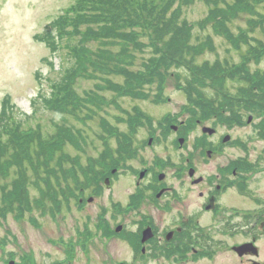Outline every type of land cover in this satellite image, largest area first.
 I'll use <instances>...</instances> for the list:
<instances>
[{
    "label": "flooded vegetation",
    "instance_id": "af4514ba",
    "mask_svg": "<svg viewBox=\"0 0 264 264\" xmlns=\"http://www.w3.org/2000/svg\"><path fill=\"white\" fill-rule=\"evenodd\" d=\"M191 122L119 130L103 147L97 178L80 163L57 178L56 193L29 197L31 207L16 211L43 233L39 217L58 224L43 241L1 240L0 264H264V150L252 160L230 155L251 145L224 143L229 134ZM196 126L203 135L188 144Z\"/></svg>",
    "mask_w": 264,
    "mask_h": 264
},
{
    "label": "trees",
    "instance_id": "16d2710c",
    "mask_svg": "<svg viewBox=\"0 0 264 264\" xmlns=\"http://www.w3.org/2000/svg\"><path fill=\"white\" fill-rule=\"evenodd\" d=\"M200 1L208 13L203 20L190 23L183 18L184 10L196 0H77L65 15L52 22L56 36L49 32L37 37L52 52L67 48L65 59L75 61L71 70L62 68L60 82L52 85L53 98L45 101V107H52L64 121L70 116L83 122L97 119L100 110L113 105L125 113L129 128L137 129L148 116L138 107L133 113L123 110L120 100L150 99L155 86L152 100L160 103L166 100L164 91L173 79L192 107V122L214 114L219 122L231 126L242 123L243 114L254 112L263 116L260 129L264 136V72L250 69L252 60L259 63L264 56V40L252 37L257 30L264 34V12L259 9L264 0ZM243 16L248 28L236 35L229 25ZM196 26L202 30L210 27L213 33L224 36L240 53L241 62L199 63L198 59L215 51V46L211 35L195 36ZM92 43L98 44L96 49H92ZM242 45L247 49L243 51ZM149 49L152 55L136 64ZM80 79L99 80L103 84L97 89L112 96L95 91L78 94ZM229 80L238 85L235 93L227 89ZM208 88L214 93L208 95ZM18 115L10 98L5 99L0 113V214L24 209L30 187L36 186L44 194L57 192L54 178L58 184L60 172L68 178L80 166L79 156L67 154L68 143L80 154L87 152L83 130L68 124L67 128L56 126L53 132L44 133L40 124L26 126L25 122L24 127ZM100 122L99 137L106 142L104 145L108 135L120 136L117 124L103 117ZM100 162L101 156L89 157L88 165L83 167L85 176L97 178ZM47 198L54 202L53 197Z\"/></svg>",
    "mask_w": 264,
    "mask_h": 264
},
{
    "label": "rangeland",
    "instance_id": "374dc122",
    "mask_svg": "<svg viewBox=\"0 0 264 264\" xmlns=\"http://www.w3.org/2000/svg\"><path fill=\"white\" fill-rule=\"evenodd\" d=\"M76 1L0 0V113L3 108V101L10 98L11 104L15 106L16 113L18 111V116L21 117L19 122L24 127L27 124H31L32 126L40 124L44 133L53 132L56 126L67 128L69 125H73L72 127L83 130V136L88 142L86 146L87 152L80 154V151L71 143L67 144L66 152L72 158L79 156L80 163L83 167H86L89 157L98 158V156H101V162L103 161L102 152L104 146L103 140L99 137L102 133V127L100 126L101 117L107 118L114 124H117L120 131H128L129 126L125 119V113L113 105L100 110V115L97 119H88L83 122L75 120L70 116H65L66 120L64 121L62 116L56 114L55 112L57 111L53 110L52 107L50 109L45 107V101H50L53 98L54 90L52 85L60 82L62 68L64 70H71L75 61L72 58L65 59L68 54L67 48L64 47L59 51L52 52L37 37L45 36L49 32H52L56 36L57 33L52 22L60 16L65 15L66 10L73 6ZM263 6H259L262 12H264ZM207 13V6L202 1L196 0L194 5L185 8L183 18L187 19L190 23H195L203 20ZM229 26L233 33L238 35L240 29L248 28V23L246 22V17L243 16L234 20ZM206 35H211L213 38L215 51L211 53L207 52L204 56L200 57L198 59L199 63L204 61L214 62L215 60L222 62L228 61L230 64H238L241 62L240 53L232 48L231 43L224 36L213 33L210 27L202 30L199 26H196L195 36L205 38ZM252 37L258 40H264V34L260 30L253 33ZM145 41L147 40L145 39ZM90 46L92 49H96L98 44L92 43ZM243 46L244 48L242 50L244 51L247 48L246 45ZM151 55L152 52L149 49L141 58H138L136 64H139L143 59H147ZM250 69L252 72H264V56L259 63L252 60L250 62ZM114 80H116L115 82L121 81L120 79ZM98 81L80 79L77 84L78 94L82 95L84 92L95 91L105 97H111L112 94L110 92H103L97 89V85L103 84ZM237 86V83L230 80L227 82V89L233 93L236 92ZM156 91L155 86H153L150 92L155 94ZM214 91L212 88L206 89L208 95H211ZM154 94L147 100L122 98L120 105L123 110L130 113L134 112L135 107L140 108L150 116L152 125L156 129L159 126L162 128L163 116H166L167 113L172 115L179 114L181 116L179 118L180 121L187 120L190 117L191 105H189L188 98L183 89L177 87L175 80L171 79L167 83L164 91L166 97L164 102L156 103L153 101ZM184 109L185 112H183ZM243 115L245 116L242 123L229 126L225 122H219L217 116L213 114L202 125L217 128V137L219 135L229 134L233 140L247 142L248 145L252 146H249V152H244L238 148H228L227 152L230 155L236 156L249 153L250 159L252 160L264 150V136L260 135V124L262 123L263 116H258L254 112ZM250 115L253 116V120L248 124L246 120ZM118 116L119 118L116 122ZM81 118H85V115L82 114ZM25 122L26 126L24 125ZM146 124L137 130L143 128L142 132L144 133L145 129H148ZM201 135H203L201 128L196 126L195 131L189 133L188 144H193L196 137ZM113 140H111V143H113ZM84 147L85 145L82 146L83 149ZM112 147H116V145L112 144ZM223 159L227 160L228 158L222 157L215 160L221 161ZM64 169L66 170L65 166ZM60 174L58 177H63L61 172ZM54 181V187L56 189L58 185L56 178H54ZM41 187L44 189L43 184ZM38 194L44 193L39 192L36 186L30 187L29 197L32 202L35 197H38ZM23 215L24 213H16V211L0 214V241L6 239L11 241L13 238L21 241H43L46 239V236L51 235L54 230L53 226L58 224L57 219L50 215L48 217H39V215L41 216V211L35 210L33 216L39 217L40 225H47V233H43V231L37 230L33 226V222L29 221V217L32 215H27V213Z\"/></svg>",
    "mask_w": 264,
    "mask_h": 264
},
{
    "label": "water",
    "instance_id": "95a60500",
    "mask_svg": "<svg viewBox=\"0 0 264 264\" xmlns=\"http://www.w3.org/2000/svg\"><path fill=\"white\" fill-rule=\"evenodd\" d=\"M252 119H253V116H249V119H248V122H251L252 121ZM215 130L214 129H212V128H209V127H205V128H203V132L204 133H213ZM230 140V136H226L225 138H224V142H228Z\"/></svg>",
    "mask_w": 264,
    "mask_h": 264
}]
</instances>
